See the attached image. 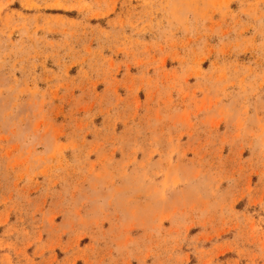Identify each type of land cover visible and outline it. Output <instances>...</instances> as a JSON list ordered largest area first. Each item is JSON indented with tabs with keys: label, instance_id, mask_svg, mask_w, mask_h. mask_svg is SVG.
Here are the masks:
<instances>
[{
	"label": "rangeland",
	"instance_id": "1",
	"mask_svg": "<svg viewBox=\"0 0 264 264\" xmlns=\"http://www.w3.org/2000/svg\"><path fill=\"white\" fill-rule=\"evenodd\" d=\"M0 264H264V0H0Z\"/></svg>",
	"mask_w": 264,
	"mask_h": 264
}]
</instances>
